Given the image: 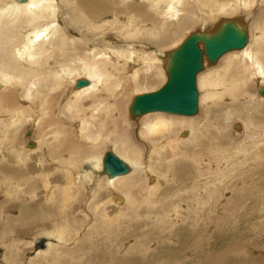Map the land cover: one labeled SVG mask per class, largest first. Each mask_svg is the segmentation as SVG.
<instances>
[{
	"label": "bare ground",
	"instance_id": "obj_1",
	"mask_svg": "<svg viewBox=\"0 0 264 264\" xmlns=\"http://www.w3.org/2000/svg\"><path fill=\"white\" fill-rule=\"evenodd\" d=\"M256 2L0 0V264H23L25 249H30L25 264H132L138 253L144 256L153 249L149 246L154 240L150 239H157V246L162 242L159 239L168 240L187 231L195 237L191 239L195 246L202 240L204 244L213 238L218 226L211 227L200 216L214 214L215 208L207 211L206 205L210 206L215 196L220 200L231 190L234 194L227 199L228 207L241 204L239 199L251 198L252 192L263 188L264 124L256 125L251 115L264 119V97L259 92L264 89V38L258 40L264 36V20L249 22L243 16H251L233 13ZM227 8L233 9V15L199 18L201 27L188 35L184 32L183 26L195 11L204 15L200 10L213 9L217 14ZM225 21H235L244 28L248 44L224 54L215 64L204 58V68L197 77L198 90L202 91L201 117H197L199 112L195 116L151 112L133 118L135 98L156 92L167 82L171 52L190 34H212ZM167 42L174 47L181 44L161 51L159 46ZM229 56L241 58L246 65ZM236 64L238 82L226 84L224 78L236 71ZM79 80H87L88 85L76 87ZM251 82L258 85L257 93L248 96L250 90L245 85ZM129 88L154 91L139 92L129 101L126 114L137 128L133 137L126 138L121 121L125 113L121 115L120 107ZM225 95L234 99L232 107L219 103ZM211 98L213 110L224 119L220 128L205 109ZM115 119L120 120L115 123ZM237 120L247 128L241 140L235 137L243 135L242 125H234ZM46 127L49 134L44 133ZM214 128L218 130L215 134ZM107 131L104 138L101 133ZM231 141L237 149L232 153V145L227 144ZM108 143H112L110 147ZM191 147L214 154L210 163L218 166L216 171L208 170L214 174L212 182L200 184L191 175L186 184L178 179L190 159L186 153ZM107 152L128 164L130 171L110 178L103 164ZM30 164H36L39 173L30 172ZM207 167L214 169L212 164ZM172 173L176 175L171 181L177 194L169 196L171 188H161ZM146 197L149 206H145ZM177 198L184 208H176L173 217L165 205ZM205 198L209 200L203 201ZM199 222L204 227L201 232L197 230ZM82 227L87 231H81ZM58 228L60 231L52 232ZM204 232L211 235H201Z\"/></svg>",
	"mask_w": 264,
	"mask_h": 264
},
{
	"label": "rangeland",
	"instance_id": "obj_2",
	"mask_svg": "<svg viewBox=\"0 0 264 264\" xmlns=\"http://www.w3.org/2000/svg\"><path fill=\"white\" fill-rule=\"evenodd\" d=\"M260 2V3H259ZM260 4V5H259ZM264 0H258V2H256V3H254V4H252L253 6L254 5H257V6H254V8H252V7H243V9H241L242 8V6H240V7H238V9H237V7H232L233 9H237L238 11H239V13H238V11L236 10V11H234L233 12V9L232 8H227L225 11H221V10H219V13H217L216 14V12H218V11H213V9H212V11L211 10H209V9H205V10H200V11H203V12H205V14L203 15V13L202 14H199L198 13V11H195V15L192 17V19H191V21H189L188 23H186L184 26H183V29H184V32L186 33V31H187V34L186 35H188V33H190L191 31H194L195 29H197V28H199V27H201V23H200V21H202V20H205V19H209V18H216V17H224V16H230V15H233V13H234V16H237V15H239V14H241V12L244 14H247V15H249V16H251L252 18H249V17H246V16H243V18H245V19H247V20H249V22H254L255 20V22H260V20L262 21V20H264L263 18H264ZM261 5H262V7L263 8H260L261 7ZM246 8H248V9H246ZM251 9V10H250ZM254 9V10H253ZM211 11V12H210ZM243 11H245V12H243ZM248 11H250V12H248ZM252 11V12H251ZM254 11H256V12H254ZM207 12H209V14L207 13ZM230 12H233V13H230ZM236 12V13H235ZM254 12V13H253ZM258 12V13H257ZM227 13V14H226ZM229 13H230V15H229ZM238 13V14H237ZM263 13V14H262ZM253 14V15H252ZM205 15H206V17H205ZM209 16H211V17H209ZM219 17V18H220ZM242 17V16H241ZM257 19H256V18ZM200 18V19H199ZM200 21H199V20ZM251 20V21H250ZM253 20V21H252ZM196 21H199V22H197L196 24H194ZM198 25V26H197ZM193 27V28H192ZM190 28H192L191 30H189ZM188 29V30H187ZM190 31V32H189ZM259 33V35L260 34H262L260 31L258 32ZM258 35V34H257ZM186 38V37H185ZM184 38V39H185ZM264 38V36L263 37H261L260 39H258L260 42L262 41V39ZM183 39V40H184ZM258 41V42H259ZM181 44V43H180ZM179 44V45H180ZM161 45V44H160ZM178 45V46H179ZM175 46V44L174 43H169V42H167L166 43V45L165 46H162V47H160L159 46V48L161 49V51H169V50H173V49H175V48H177V47H174ZM160 51V52H161ZM231 54H235V53H231ZM231 54H228V55H231ZM236 55V54H235ZM230 58L232 57V56H229ZM230 58H228V59H230ZM231 59H235V60H237V61H239V62H242V63H245V65H246V61H244V60H241V58H238L237 56H233ZM54 61H52V63H53ZM236 67H237V69H236V71L234 70V71H232V72H230L229 73V75H227L226 76V78H224V80L225 79H227V80H225V83L226 84H230V81H234V83L236 82H238V73H239V69H238V67H239V64H236L235 65ZM51 68H54L55 67V64H53V65H51L50 66ZM217 67V66H216ZM216 67H212V68H216ZM221 67V66H220ZM219 67V68H220ZM219 68H217V69H219ZM207 69H210V68H207ZM206 69V70H207ZM216 69V70H217ZM215 71V70H214ZM204 73V72H203ZM234 73V74H233ZM201 75V74H200ZM231 77V78H230ZM237 77V78H236ZM236 78V79H235ZM254 83V84H253ZM253 87V88H251V89H253V90H251V89H249L250 87ZM257 86L258 85H256V82H251V83H247L246 85H245V87L246 88H248L247 89V91L248 90H250V91H248V96L249 95H252V94H256L257 93ZM149 87H153V86H149ZM161 87V86H160ZM205 87H206V84H205ZM198 88H200L199 86H198ZM207 88V87H206ZM237 88V87H236ZM154 89H156V88H154ZM159 89V88H158ZM157 89V90H158ZM231 89V87L229 86L228 87V89H226L228 92H229V90ZM209 90V89H208ZM151 91H154V90H152V88H147V89H143V90H137V89H135V88H129V89H127L126 91H125V96H123L122 98H121V100H122V103H123V105L120 107V111H121V115H122V112L123 113H125L124 114V118L123 119H121V121H122V126H123V128L125 129V137L126 138H129V135L131 136V137H133V134H134V132H133V130H134V128H137V126H136V124H135V122H132L130 119H129V116L127 115L128 113V111H127V105H129V101H131L132 99H133V97H135L136 95H138L137 93H139V92H151ZM201 91V89L199 90V92ZM251 91H254V92H251ZM201 93H202V91H201ZM201 93H200V96H201ZM136 94V95H135ZM141 94V93H140ZM212 94V93H211ZM228 94V93H227ZM227 96V97H226ZM257 96V95H256ZM229 97V98H228ZM124 98V99H123ZM227 98V99H226ZM243 98H245V96L243 97ZM128 99V100H127ZM223 100V101H222ZM234 99L230 96V95H225V96H223L220 100H219V103L222 105V104H227L225 107H228V105L229 106H233L234 104H233V101ZM126 101V102H125ZM212 101V102H211ZM233 101V102H232ZM247 101H249V99L247 100ZM69 102H71V101H69ZM225 102V103H224ZM227 102V103H226ZM244 102H246V101H244ZM131 103V102H130ZM231 103V104H230ZM213 104H214V99L213 98H211V99H209L204 105H205V109H207L208 110V113H207V115L215 122H217V126L220 128V124H221V122L222 121H224V119L221 117V116H219L218 114H216L215 113V111L213 110V108H214V106H213ZM233 104V105H232ZM207 105V106H206ZM129 107V106H128ZM212 107V108H211ZM261 108L262 109H264V107H262L261 106ZM66 109H67V106H66ZM123 110H125V111H123ZM127 113V114H126ZM163 114H165V113H163ZM167 115H170V114H167ZM201 115H202V113H201ZM200 116V112H199V115L197 116L198 118H200L199 117ZM126 117V118H125ZM251 117L253 118V120L255 121V123H256V125H260V124H264V119H263V117H261V116H259V115H257V116H255L254 115V113L251 115ZM193 118H195V117H193ZM195 119H197V118H195ZM120 119H115L114 121H115V123L117 122V121H119ZM245 120V119H244ZM131 123V124H130ZM242 122H240V120H237V121H234V125L235 124H240V125H242L241 124ZM133 124V125H132ZM135 125V126H134ZM113 123L111 122L110 123V131H112L113 129ZM196 126H197V128H199V126L196 124ZM196 128V129H197ZM244 130V131H243ZM109 131V130H108ZM108 131H107V133H101V135L103 136V134H107V135H109V133H108ZM109 131V132H110ZM198 131V130H197ZM218 130L217 129H213L212 130V133L213 134H215V132H217ZM233 133H234V136H235V130L233 129V131H232ZM241 132H243V135H239V136H235L238 140H241V138H244L245 136H246V134H247V128H245L243 125H242V131ZM245 132V133H244ZM254 132V131H253ZM253 132H251V133H253ZM44 133L45 134H49V131H48V129H47V127L45 128V130H44ZM200 133H202V132H200ZM184 134H188L187 132H185ZM20 135H22V131L20 132ZM107 135H104L105 137L107 136ZM245 135V136H244ZM103 136V137H104ZM104 137V138H105ZM198 138V137H197ZM200 138H202V136L200 137ZM233 141H231L230 143H227V144H229V145H232V146H230L229 147V150H233V151H229V152H235L237 149H236V147L234 146L233 147V143H232ZM239 142V141H238ZM213 143V142H212ZM224 143H226V142H224L223 141V143H222V145H224ZM244 143H246V142H241V144H244ZM109 145V147L111 146V144L112 143H108ZM216 147V145H215V143H213V147ZM198 148V147H197ZM197 148H193V147H191L188 151H187V155L190 157V159H188V161H187V163H185V168H183V170H180L179 171V176H178V179L180 180V181H184L185 180V184L186 183H188V175H191L193 178H194V180L195 181H197L198 183H200V184H203L204 183V181L205 180H210L211 182L213 181V180H215V178H214V174H212V173H209L208 172V170H212V171H216V168H217V164L216 163H210V158L214 161V159L211 157L212 155H214V154H212V153H210V152H208L207 154H203L202 153V151L199 149L200 148V146H199V148L197 149ZM195 150L196 149V151H193V150ZM235 150V151H234ZM198 151V152H197ZM225 151V150H224ZM226 151H227V149H226ZM225 151V152H226ZM194 152V153H193ZM197 152V153H196ZM200 158H199V157ZM195 157V158H194ZM205 158V159H204ZM207 159V160H206ZM192 161H193V163H192ZM195 162V163H194ZM197 162H198V164H197ZM201 162V163H200ZM190 163V164H189ZM200 163V164H199ZM210 164H212V166H214V169H212V168H210V167H207V166H209ZM193 165V166H192ZM34 166V167H33ZM187 166V167H186ZM36 167V168H35ZM216 167V168H215ZM32 168V169H31ZM198 168V169H197ZM224 168V167H223ZM28 169H29V171L30 172H37V173H39V168H38V166L36 165V164H30V168H29V166H28ZM186 169V170H185ZM201 170V171H200ZM205 170V171H204ZM197 171V172H196ZM207 173V174H206ZM209 173V174H208ZM174 174H176V172L174 173ZM173 173H172V176H170V179H169V181H173L174 180V176H176V175H174ZM199 174H201V176L199 177L198 175ZM186 175H187V177H186ZM174 177V178H173ZM205 177H206V179H205ZM172 178V179H171ZM201 181H200V180ZM203 179V180H202ZM169 181H168V183H166L165 185L166 186H169V187H166L165 185L161 188V189H165V188H171V189H169V191L167 192V195L169 194V196H171V194H172V196L173 195H176L177 193V191H176V189L174 188V187H172L174 184H172L173 182L171 181V183H169ZM54 182L55 181H52V185L51 186H53V184H54ZM241 182V181H240ZM170 185H171V187H170ZM244 185H242V186H240V187H243ZM54 187V186H53ZM175 191H174V190ZM163 190H162V193H163ZM232 192L231 190H226V196L227 197H221V199L219 200L216 196L214 197V199H213V203L212 204H210V206H209V204H207L206 205V210L207 211H209V210H211V209H214L215 208V212H214V214H212L209 218H208V216H207V214L205 213V214H203V215H201L200 216V220L202 221V220H205L206 219V222H207V224H209V222H210V226L211 225H213V227H216V226H218V230L216 229V232H214L213 233V238L211 239V240H207L206 239V243H204V244H202L203 243V241L205 242V240H202V241H200L199 243H197V244H199V245H197L196 244V246L192 243V240L191 239H194L195 237H190V233H192V232H190V231H187V232H182V233H176V231H175V233L176 234H173L172 236H173V238L172 237H170V239L168 238V240H165V238L164 239H159V240H162V242H159V245H157L156 246V242H157V239H155V238H152V239H150V240H154V241H152V243L150 244V246L149 247H152L153 249H151L149 252H144L145 253V255L144 256H142L143 254L140 252V253H138L137 254V261H134V263L136 264V263H138L139 262V264H264V186H263V188H261V189H259L258 191H256V192H252L251 193V195H250V197L251 198H249V197H244V198H241V199H239V201L241 202V204H238V205H236V204H233V205H229L228 207H225L226 206V204H227V202H228V200L227 199H231V197L233 196V194H230V192ZM43 192V191H42ZM172 192H174V194L172 193ZM176 193V194H175ZM262 193V194H261ZM261 195V196H257V195ZM229 195V196H228ZM163 196V195H162ZM260 197V198H259ZM263 197V198H262ZM208 198H205V199H203V201H208L207 200ZM147 200V197L145 198V206H149V202L148 201H146ZM180 200V198H177V199H175V200H171V201H174V202H171V201H169V203H168V205H165V207L168 209V207H169V209L171 208V210L174 212V210L176 209V208H184V203L182 202L181 203V200ZM226 200V202H224ZM161 201H163V200H161ZM178 201H179V203H178ZM217 201H219V203H217ZM146 202H148V204L146 203ZM175 202L176 203H178V204H182V206H181V204L180 205H178V204H175ZM172 203H174V205H172ZM217 203V204H216ZM225 203V204H224ZM171 206H170V205ZM220 207H219V206ZM175 206V207H174ZM178 206V207H177ZM208 206H209V208H208ZM247 206V207H246ZM174 207V208H173ZM212 207V208H211ZM216 207H218V208H216ZM223 207V208H222ZM243 207V208H242ZM246 207V208H245ZM222 210H221V209ZM242 208V209H241ZM244 208H245V210H244ZM248 208V209H247ZM218 209H220V210H218ZM224 209V210H223ZM179 210V209H178ZM236 210V211H235ZM75 211V210H74ZM222 211V212H221ZM223 211H224V213H223ZM37 212V211H36ZM35 212V213H36ZM161 212H163V210H161ZM173 212H171L170 214L171 215H174L173 217H175V215H176V213L174 212V214H173ZM234 212V213H233ZM246 212H247V214H246ZM222 215H221V214ZM243 214H244V216H243ZM213 215H214V217H213ZM219 215V216H218ZM225 216V217H224ZM227 216V217H226ZM207 217V218H206ZM231 217V218H230ZM215 218V219H214ZM213 219V220H212ZM219 219V220H218ZM220 219L222 220V219H224L223 221H220ZM227 219V220H226ZM234 219V220H233ZM248 219V220H247ZM199 220V221H200ZM210 220V221H209ZM214 220H215V222H214ZM221 222V224H220V222ZM216 224H214V223ZM212 223V224H211ZM199 226H197V230L198 231H200L201 232V229L202 230H204L203 228V224H202V222H199V224H198ZM83 226H86L85 224L83 225ZM199 227V228H198ZM209 227V226H208ZM212 227V226H211ZM83 229H85V230H81V231H87L86 230V228L85 227H82ZM159 229H165L166 230V228H162L161 226H159L158 227ZM159 229H157L156 231L159 233ZM57 231H60V229L58 228V229H55V230H52V232H54V233H56ZM155 231V232H156ZM170 230H167V231H165V235L169 232ZM156 232V233H157ZM178 234H180V235H178ZM187 234V235H186ZM205 234V236H206V234L208 235V236H210L211 235V233H209V232H204V233H202L201 235H204ZM210 234V235H209ZM159 236H160V234H158ZM52 238H54V235L52 236ZM132 241V240H131ZM164 241H165V244H164ZM166 241H167V243H166ZM191 242V243H190ZM210 242V243H209ZM127 243H130V240H128V242ZM132 243V242H131ZM130 243V244H131ZM169 243V244H168ZM190 243V245H188ZM200 243L202 244V245H200ZM164 246H163V245ZM256 245V246H255ZM120 246H122V243H121V245ZM159 246V247H158ZM202 246V247H201ZM125 247H128L127 246V244L125 245ZM195 247V248H194ZM197 247H198V249H197ZM62 248H64V247H62ZM123 249V248H122ZM160 249H161V251H160ZM197 249V250H196ZM64 250V249H63ZM154 250V251H153ZM28 251V252H27ZM157 252V253H156ZM23 255L21 254V257L23 258L22 259V261H24V263L23 264H25V261L27 262V260H28V254L30 253V249H25V252H24V250H23ZM137 253V252H136ZM153 253V254H152ZM102 254H103V250H102ZM150 254H152V256L150 255ZM61 256L60 254H55L54 253V256ZM158 255V256H157ZM102 256V255H101ZM62 257V256H61ZM173 257V258H172ZM64 258V257H63ZM153 258V259H152ZM25 259V260H24ZM150 259V260H149ZM64 260H65V258H64ZM100 260V259H99ZM141 261V262H140ZM153 261V262H152ZM180 261V262H179ZM215 261V262H214ZM160 262V263H159ZM165 262V263H164ZM133 263V261H132V264H134Z\"/></svg>",
	"mask_w": 264,
	"mask_h": 264
},
{
	"label": "water",
	"instance_id": "obj_3",
	"mask_svg": "<svg viewBox=\"0 0 264 264\" xmlns=\"http://www.w3.org/2000/svg\"><path fill=\"white\" fill-rule=\"evenodd\" d=\"M247 44V31L235 21H225L212 34L198 32L190 34L179 48L171 52L167 66V82L156 92L136 97L131 106L132 117L136 119L151 112L180 116L197 115L199 112L197 77L204 68V58L206 57L210 64H215L224 54L242 50ZM87 85V80H79L76 83L78 88ZM259 92L264 97V89L260 88ZM103 164L104 172L110 178L130 171V166L112 152L105 154Z\"/></svg>",
	"mask_w": 264,
	"mask_h": 264
}]
</instances>
